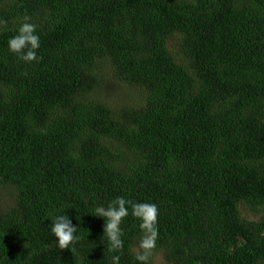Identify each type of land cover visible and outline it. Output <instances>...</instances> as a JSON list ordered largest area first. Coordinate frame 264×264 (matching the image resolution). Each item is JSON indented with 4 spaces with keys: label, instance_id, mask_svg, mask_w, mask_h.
Segmentation results:
<instances>
[{
    "label": "trees",
    "instance_id": "trees-1",
    "mask_svg": "<svg viewBox=\"0 0 264 264\" xmlns=\"http://www.w3.org/2000/svg\"><path fill=\"white\" fill-rule=\"evenodd\" d=\"M24 15L39 63L7 49ZM0 21V264H112L92 214L119 196L158 205L151 264H264V0H0Z\"/></svg>",
    "mask_w": 264,
    "mask_h": 264
},
{
    "label": "clouds",
    "instance_id": "clouds-1",
    "mask_svg": "<svg viewBox=\"0 0 264 264\" xmlns=\"http://www.w3.org/2000/svg\"><path fill=\"white\" fill-rule=\"evenodd\" d=\"M40 47L41 38L37 26L31 22L29 15H24L20 19L15 35L7 40V49L21 62L32 64L39 63L41 59L37 54ZM129 215L138 222L139 239L135 262L151 264V257L157 248L159 237L157 204L133 202L124 196H119L107 205L98 204L92 214L103 220L101 242L107 245L111 252L116 253L112 256V264H120L119 253L124 249V231L121 224ZM49 228L53 237L52 243L60 250L74 249L81 239L77 235L78 226L73 225L66 212L53 216Z\"/></svg>",
    "mask_w": 264,
    "mask_h": 264
},
{
    "label": "rangeland",
    "instance_id": "rangeland-1",
    "mask_svg": "<svg viewBox=\"0 0 264 264\" xmlns=\"http://www.w3.org/2000/svg\"><path fill=\"white\" fill-rule=\"evenodd\" d=\"M109 82H111V83H113L112 82V77L110 78V80H109ZM106 83H107V81H106ZM114 84H116L117 85V83H114ZM113 84V85H114ZM110 97H113V98H118V97H120L119 95H118V92L116 91H113V93H112V95L110 96ZM243 215L246 217V218H248V219H257V218H259V216L258 215H254L253 213H251L248 209H246V210H244L243 209ZM154 264H165V261H164V259H163V257H162V254H159V255H156L155 256V258H154Z\"/></svg>",
    "mask_w": 264,
    "mask_h": 264
}]
</instances>
